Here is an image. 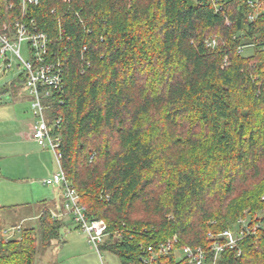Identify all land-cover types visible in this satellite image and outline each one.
Here are the masks:
<instances>
[{"label": "trees", "instance_id": "obj_1", "mask_svg": "<svg viewBox=\"0 0 264 264\" xmlns=\"http://www.w3.org/2000/svg\"><path fill=\"white\" fill-rule=\"evenodd\" d=\"M215 1L219 13L213 0L27 9L50 39L49 59L63 64L64 93L50 111L62 169L87 218L107 225L100 250L120 264H141L148 245L172 236L208 249V234L239 219L250 233L219 264H264V225L252 231L264 223V7L249 21L246 0ZM19 15V0H0V33ZM62 227L45 208L37 229L0 237V264H35ZM160 262L181 264L175 253Z\"/></svg>", "mask_w": 264, "mask_h": 264}, {"label": "built area", "instance_id": "obj_2", "mask_svg": "<svg viewBox=\"0 0 264 264\" xmlns=\"http://www.w3.org/2000/svg\"><path fill=\"white\" fill-rule=\"evenodd\" d=\"M40 0H19L20 15L13 21L12 27L0 33V61L5 69L11 68L9 57L12 54L19 59L21 76L24 80L23 88L30 98V111L32 126L28 133L29 138L42 148L53 154L57 172L44 181L47 186L58 187L62 192V209L69 214L76 226L86 235L87 243L95 250L100 264H104L100 256V246L108 238L107 225L102 220H90L87 218L84 207L79 204L77 193L71 187L62 169V136L60 119L51 117L50 111L56 103L61 102L64 93L63 64L60 61L49 59L50 39L36 29L33 20H27V9L38 5ZM69 1V0H66ZM214 11L219 13L221 8L213 0ZM251 13L249 21H254L262 12L264 0H246ZM8 9L12 5L8 4ZM26 44L28 60L20 56L22 44ZM208 46H213L210 41ZM254 44L240 47L242 52L246 48H252ZM264 51V44L260 46ZM264 199V198H263ZM263 221L252 226V231L263 226ZM248 221L239 219L235 230H225L214 236L208 234L210 240L208 249L203 247H191L179 245L178 238H171L155 244L148 245L141 257V264H161L160 259L172 253L181 264H219L221 255L226 250H236L239 241L250 233ZM120 238V234H115ZM240 255V251L236 252Z\"/></svg>", "mask_w": 264, "mask_h": 264}, {"label": "rangeland", "instance_id": "obj_3", "mask_svg": "<svg viewBox=\"0 0 264 264\" xmlns=\"http://www.w3.org/2000/svg\"><path fill=\"white\" fill-rule=\"evenodd\" d=\"M5 21L8 22L7 19ZM211 41L214 44L212 47H215L217 37L211 38ZM251 52V48H246L243 54L249 56ZM20 56L23 60L29 58L25 43L21 46ZM7 57L10 60V69L6 70L4 63L0 61V180L5 179L13 184L20 183L19 185L29 183L38 187L40 180L48 175L52 176L58 168L52 152L27 143L28 140L23 137L27 132V124L33 120L30 98L20 82L22 72L19 59L12 54H7ZM11 83H14V87L10 86ZM53 188H47L46 192L49 191L50 195L46 202L53 198ZM61 193L58 189L56 194L58 204L63 203ZM32 207L20 204L5 210L10 216L9 227H16L10 228L8 230L10 233L14 232L17 235L21 227L37 229V223L20 221ZM37 207L39 210L43 209L40 204ZM52 212L53 218L64 222L61 237L59 242L52 241L49 248L40 250L35 264H100L97 253L87 244L86 235L76 226L71 216L62 208ZM100 256L104 264H120L118 258L107 251L100 250Z\"/></svg>", "mask_w": 264, "mask_h": 264}, {"label": "crops", "instance_id": "obj_4", "mask_svg": "<svg viewBox=\"0 0 264 264\" xmlns=\"http://www.w3.org/2000/svg\"><path fill=\"white\" fill-rule=\"evenodd\" d=\"M31 126H32V120L27 124V129H26L27 132L23 135V137L28 140L27 143H32L42 148L39 144H37L36 142L32 141L29 138L28 133L30 132ZM42 149L47 150L44 148ZM49 177L50 176L48 175L46 178L40 180V183H38V187L29 183L27 185H19L20 183L13 184L10 183L9 181H5V179L0 180V237H3L5 239L16 238L19 235L18 234L19 230L23 229L22 227L19 228L17 235L14 232L10 233L8 231L10 228L11 229L16 228V227H9L11 223L10 216L9 213H7L8 211H5L8 208L10 209L13 207H17L20 204L27 205L28 207L33 206L32 209L28 212V214H25L20 218V221H27L31 223H38V219L45 208H48L52 214H53L52 210H61L62 202L59 204L56 202V194L59 188L55 186L47 187L44 184V181ZM13 181H17V180H13ZM52 187H54L53 188L54 190L52 191L53 198H50L49 202H46V199H49L48 197L50 195L49 191L46 192V190L47 188H52ZM38 204L42 205L43 209L39 210V208L37 207ZM63 226H64V222H63Z\"/></svg>", "mask_w": 264, "mask_h": 264}, {"label": "bare ground", "instance_id": "obj_5", "mask_svg": "<svg viewBox=\"0 0 264 264\" xmlns=\"http://www.w3.org/2000/svg\"><path fill=\"white\" fill-rule=\"evenodd\" d=\"M63 210V209H62Z\"/></svg>", "mask_w": 264, "mask_h": 264}]
</instances>
